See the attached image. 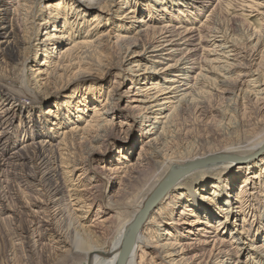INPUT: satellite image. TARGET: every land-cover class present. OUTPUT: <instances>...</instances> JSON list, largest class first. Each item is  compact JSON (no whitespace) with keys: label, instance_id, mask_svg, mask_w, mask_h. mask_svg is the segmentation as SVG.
Instances as JSON below:
<instances>
[{"label":"bare ground","instance_id":"obj_1","mask_svg":"<svg viewBox=\"0 0 264 264\" xmlns=\"http://www.w3.org/2000/svg\"><path fill=\"white\" fill-rule=\"evenodd\" d=\"M116 1L16 0L13 7L0 0V62L8 59L19 68L21 93L31 99H18L17 86L0 79V172L29 166L25 176L49 189L46 207L66 198L92 236L77 252L81 262L117 264L131 222L167 171L210 155L158 199L126 264H264V0H238L232 11L240 18L230 16L226 24L191 20L199 8L209 6L212 15L231 0L148 4V13L159 18L144 17L135 1L121 0L125 10L115 9ZM251 13L258 16L257 31L242 26ZM113 45L119 56L102 54ZM32 77L46 94L31 91ZM231 92L233 111L223 125L236 121L230 136L244 128L253 103L259 118L246 126L255 141L246 142L244 134L205 156L196 149L161 152L158 145L175 132L185 108ZM223 111L214 107L209 113ZM87 140L92 145L85 147ZM142 162L158 172L136 200L124 204L122 186L132 173L143 178ZM117 211L126 214L118 225Z\"/></svg>","mask_w":264,"mask_h":264},{"label":"rangeland","instance_id":"obj_2","mask_svg":"<svg viewBox=\"0 0 264 264\" xmlns=\"http://www.w3.org/2000/svg\"><path fill=\"white\" fill-rule=\"evenodd\" d=\"M6 1L9 3V5L17 7L16 0ZM130 1L131 4H134L135 1V5H137L136 7H139V9L141 10V14L144 13V17L149 15L154 16L155 18L160 17V14H149L147 9L148 4L151 5V8L156 4V1L158 2V0ZM163 1L167 2V0ZM237 2L238 0H231L230 3L227 1L223 2L221 8L212 15L210 11H208L209 6L205 8H199L198 10H196L198 12V15L191 21L196 24H201L202 22H207V20L212 18L214 22H222L226 24V21L230 18V16L239 19L240 16L236 15L237 13L233 14L232 11ZM123 5V1L117 0L115 2V9L119 8V10H125V8H123ZM166 5L168 7L170 5L169 2ZM173 5L175 4L173 3ZM177 7L173 8V14H176L179 10ZM179 7H181L180 4ZM183 11L185 12L186 10L183 9ZM18 16V14H14V20L16 22L19 20L21 21V16ZM118 20L119 19H117V21ZM243 23L244 24H242V26H249L251 28V31H257L260 29L258 16H255V13H251V16L246 17V20L243 21ZM111 27L114 31L116 30V28H114L112 24ZM101 28L107 29V26H103ZM84 32L85 31L79 33L78 37H82V35H84ZM243 32L244 31L242 30V35L244 34ZM106 48L107 50L103 49L102 51L103 55L109 56L112 59L116 56H119L120 48L118 46L113 45ZM4 60L5 61L0 62V79H3L4 83L8 87L10 84H12L10 88H18V96L20 95L18 99L24 101L25 103H28L31 100L29 97L30 94L27 95L25 93H21L23 88H20L22 87V83H19L20 73L22 72L16 65H14L13 62H11V60ZM34 81L35 84L32 83ZM36 82L37 81L35 80V78L32 77L31 84L29 85L31 91L38 96L46 94L47 89H45L44 86H40L39 83ZM207 99L208 100L206 103L205 101L204 103H199L198 107L191 106L185 108L186 110L177 117V125L174 128L175 132L170 134L171 136L167 137L163 146L158 145L162 153L171 154L172 156L180 154L184 155L196 149V152H198L199 154H203L202 156H205L208 150L212 151V155L216 154L217 148H223L227 146L231 141V138L234 141L235 139L237 140L243 137L244 134H248L249 131L246 125H251V122H256L259 118L258 113L256 112L257 107H255L253 103H250L251 105H247L246 108V117H248L249 120L244 124L245 127L243 128L241 126L233 136H230L229 134L232 130L231 127L236 124V121L233 120L230 127L228 126V128L223 125V119L226 117V114H232L231 112L233 110L228 109L230 108L228 105L233 103L234 92H231V94L227 95V98L221 95H212ZM100 102L101 101H99V103ZM42 104V108H44L45 103ZM214 107H218L222 110L224 109L223 114L221 115L220 112L209 113V110L211 108L213 109ZM87 113V116L91 114L90 108ZM17 120L18 118L15 122H17ZM26 120L27 119H25V121ZM25 126L28 127V123ZM59 132L60 131L58 128L52 131V133H54L55 135H57V133ZM255 136L256 134L251 133L250 135L248 134L245 136L246 138H249V140H247L246 138H243L241 140H247L246 142H253L255 141V138H257ZM200 143H204V146L199 147ZM90 145H92V141L87 140L84 146L88 147ZM263 146L264 142L261 147ZM85 147H81L78 150L81 158H84L86 156V154H84ZM134 150H138V145L136 148H134ZM149 151H153V148L148 149V152ZM133 153L132 157L130 158L132 162L134 161L133 163H135L137 162V160L135 161L136 156ZM209 156L206 155L203 158L205 159ZM208 163L210 164L211 161ZM208 163H203L202 165L205 166ZM34 168L37 170L36 166H34ZM138 168L143 173V178L140 175L135 179V176H137V174L132 173L130 181L122 186L124 188V191H126L123 196L124 204L136 200L139 195L138 193L143 190L144 186L152 178H154V175H156V173L158 172L157 167L149 163L142 162V164L139 165ZM29 170H31L29 166L24 168L3 167L0 172V264H83L79 259V254L81 253L79 251L84 248L87 243H89V241L92 239V236L89 235V233L79 225V222L76 218V211H72L75 206L73 205L74 207H71L67 199L65 198L59 203L60 205H55L57 208H55V206H53L52 208H47L43 202L45 198H47L49 189L46 186L41 188L42 186L38 184V182L31 181V179L27 178L25 176V173H27V171ZM125 218L126 214L124 213V211H117L114 223L118 225L121 221L125 220ZM45 230H47L48 232ZM56 234L60 235L61 240H65L66 243L57 242L56 240L58 238L55 237ZM77 252H79V254Z\"/></svg>","mask_w":264,"mask_h":264},{"label":"water","instance_id":"obj_3","mask_svg":"<svg viewBox=\"0 0 264 264\" xmlns=\"http://www.w3.org/2000/svg\"><path fill=\"white\" fill-rule=\"evenodd\" d=\"M209 160H210L209 158H205L203 160L201 159L195 160L193 162L184 164L178 168L172 167L167 171V173L163 176V178L158 182L155 188L147 196L146 200L143 203L142 208L140 209V211L137 213V215L131 222L127 236L118 254L117 264H126L127 258L133 248L137 232L139 231L148 213L153 208V206L158 201V199L163 195V193L171 185H173L181 175L186 173L189 169H191L192 167H194L196 164L200 162L209 161Z\"/></svg>","mask_w":264,"mask_h":264}]
</instances>
